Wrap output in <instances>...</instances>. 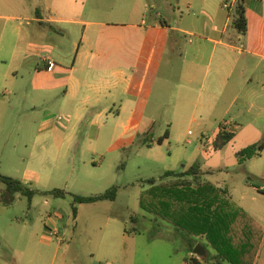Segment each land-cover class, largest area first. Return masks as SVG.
<instances>
[{
  "label": "crops",
  "instance_id": "0c3cea01",
  "mask_svg": "<svg viewBox=\"0 0 264 264\" xmlns=\"http://www.w3.org/2000/svg\"><path fill=\"white\" fill-rule=\"evenodd\" d=\"M104 1L0 0V131L6 128L9 134L18 133L16 149L24 141L27 119L33 115L39 121L38 134L53 137L58 157L81 152L82 158L90 159L93 169L101 168L99 162L149 134L155 121H146L149 103L142 95L152 96L173 33H212L191 41L180 53V103L214 117L219 127L225 124L235 135L230 144L241 145L235 150L237 154L264 140V0H245V35L232 27L229 11L227 18H221L224 9L230 7L219 8L218 0H199V6L196 0H183L190 14L179 7L181 16L179 22L173 18L175 27L171 18L176 11L171 12V5L168 8V0H112L105 5ZM91 2L94 4L89 6ZM93 10L101 13L93 14ZM191 15L198 18L194 26L186 20ZM231 27L236 33L230 31ZM202 41L213 47L207 49ZM219 127L209 137L208 146ZM81 128L86 132L80 136L77 132ZM237 162L246 168L249 182L252 176L264 178V151ZM40 180L37 174L25 173L21 182L37 190ZM249 182L239 180L231 189L228 184L222 188L229 198L227 209L243 210L264 229V185ZM18 198L19 194L16 201ZM61 213L63 220L58 227L66 235L72 222ZM105 216L106 228L122 219L112 212ZM27 226L18 216L6 224L4 235L17 242H8V249L18 258L16 264H21L20 258L27 255L34 241L32 235L31 240L26 237ZM72 228L70 242L80 229L78 216ZM40 231L41 241L51 246L54 240L46 236L45 225ZM124 233L131 234L127 229ZM194 238L185 240L188 254L181 264L193 255L201 264H214L216 252L206 236ZM263 245L264 238L260 249ZM62 246L58 242L57 253ZM197 246L205 250V256L194 253ZM131 258L133 252L125 253L120 264H132ZM110 264L119 262L114 259Z\"/></svg>",
  "mask_w": 264,
  "mask_h": 264
},
{
  "label": "rangeland",
  "instance_id": "374dc122",
  "mask_svg": "<svg viewBox=\"0 0 264 264\" xmlns=\"http://www.w3.org/2000/svg\"><path fill=\"white\" fill-rule=\"evenodd\" d=\"M111 1L105 0L103 4ZM168 1V8L172 6L171 12L176 11L175 14L172 13L175 16L171 18V25L175 27L173 18L177 17L178 22L180 21L179 7L186 15L190 13L186 10L183 0ZM233 1L218 0L219 8L223 9L224 4L230 7L229 10L224 9L225 14H221V18L224 15L227 18V11L230 18L232 17V10L236 4ZM93 4L94 2H91L89 6ZM195 4L199 6L200 1L196 0ZM94 12L101 13L96 10H93V14ZM151 15V11L147 13V22ZM163 16L165 19L168 18L166 11ZM197 19L193 15L186 18L193 26ZM215 24L222 27L217 21ZM230 31L235 32L232 27ZM210 34L212 35L208 32L196 33L195 36L171 34L172 45L169 53L163 57L161 78L151 97L142 95L149 103L145 119L147 122L155 121V125L147 134L150 136L149 141H145L146 135L141 136L134 145L121 149L119 154L108 156L105 162H99V166L103 164L99 169H93L90 159L82 158L81 152L58 157L53 137L38 134L39 121L36 115L28 117L27 130L22 133L24 141L17 149L15 146L19 139L18 133L9 134L6 128L0 131V150L3 153L0 157V174L3 176L21 181L25 173L37 174L41 180L35 189L41 193L60 189L72 195L89 197L103 194L113 186L119 187L117 202L106 204L108 206L75 205L72 195L65 199H56L43 194L36 195L31 204L26 197L19 194L14 205L6 210H2L3 206L0 203V264H16L18 261L8 249V242L12 245L17 242L9 235H4L6 224L15 216L21 218L22 224H28L27 239L31 240V235L34 237L27 255L20 258L21 264H110L114 259L120 264L122 256L127 252H133V258L130 259L132 264L182 263L188 254L185 240L195 238L183 234L176 226L141 207L142 195L151 188L148 181L155 179L158 184L170 181L172 179L164 178L166 173H179L194 164L200 165L205 172L204 182H212L217 189L223 191L225 190L222 188H225L226 184L231 189L233 183L239 180L248 183L250 179L246 174V168L237 162L240 158L236 155L238 151L235 150L241 145L228 144L220 151L208 154L209 137L218 130L220 123L207 113L195 111L191 105L181 104L178 99L179 68L182 64L180 53L185 51L191 41H199L203 36H211ZM238 35L243 39V36ZM178 38L181 39L180 42ZM202 43L207 49L213 47L207 41ZM235 44L241 47V43ZM207 56L205 54L206 60ZM85 132L84 128H81L77 133L81 136ZM166 132L168 138L159 145L157 143L159 138ZM261 143H264V140ZM148 144L153 145L149 148ZM261 170L264 172V162ZM252 178L249 183L264 185L263 177ZM0 187L3 188L4 185L0 184ZM235 196L237 201L238 196ZM73 207L78 209L80 229L70 242V236L75 230L72 228ZM61 212L72 224H69L66 235L61 233L66 241L60 242L63 246L57 253L59 241L54 240L51 246H47L45 241H41L40 229L42 227L44 229V221L49 215L58 213L63 216ZM109 212L118 214L122 219L117 222L118 224L106 228L105 214ZM131 217L135 219L132 220ZM126 229L131 232L130 235L124 233ZM257 258H259L257 264H264V245Z\"/></svg>",
  "mask_w": 264,
  "mask_h": 264
},
{
  "label": "trees",
  "instance_id": "16d2710c",
  "mask_svg": "<svg viewBox=\"0 0 264 264\" xmlns=\"http://www.w3.org/2000/svg\"><path fill=\"white\" fill-rule=\"evenodd\" d=\"M232 27L245 35L247 17L245 0H236L232 11ZM150 136L145 137L149 141ZM168 138V132L158 140L161 145ZM235 135L228 132L227 126L221 124L219 133L210 146L208 153L219 151L230 144ZM149 148L152 147L148 144ZM264 151V143L249 146L237 155L240 161H246ZM205 172L200 165L194 164L183 172H168L164 178L171 181L157 183L148 181L151 188L141 197V207L172 224L189 237L206 236L210 246L215 250L214 264H255L264 238V229L243 210L229 211V198L223 190L217 189L209 182H202ZM0 202L4 207H11L17 195L28 199L31 204L38 194L65 199L72 195L67 191L54 189L39 192L24 185L20 180L0 175ZM119 187L113 186L103 194L84 197L72 195L75 205L114 202L117 200ZM264 194V191L262 192ZM73 219L78 216V209H72ZM134 220V217H131ZM195 247V246H194ZM193 250V249H192ZM191 261L201 264L193 255Z\"/></svg>",
  "mask_w": 264,
  "mask_h": 264
},
{
  "label": "built area",
  "instance_id": "2783aa9c",
  "mask_svg": "<svg viewBox=\"0 0 264 264\" xmlns=\"http://www.w3.org/2000/svg\"><path fill=\"white\" fill-rule=\"evenodd\" d=\"M226 9L229 8L227 4L224 5ZM63 220V216L61 214H54V215H49L46 220L44 221L45 225V232L46 236L51 239V240H57L61 243L65 242V237L61 234L59 227H58V222H61ZM185 264H194L191 261V258L188 259Z\"/></svg>",
  "mask_w": 264,
  "mask_h": 264
},
{
  "label": "water",
  "instance_id": "95a60500",
  "mask_svg": "<svg viewBox=\"0 0 264 264\" xmlns=\"http://www.w3.org/2000/svg\"><path fill=\"white\" fill-rule=\"evenodd\" d=\"M194 253L198 256H205V250L201 246H197L194 249Z\"/></svg>",
  "mask_w": 264,
  "mask_h": 264
}]
</instances>
